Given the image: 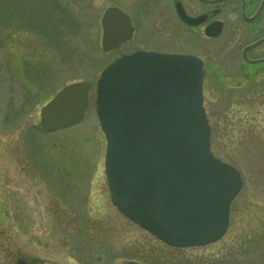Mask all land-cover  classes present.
Wrapping results in <instances>:
<instances>
[{
    "label": "rangeland",
    "instance_id": "rangeland-1",
    "mask_svg": "<svg viewBox=\"0 0 264 264\" xmlns=\"http://www.w3.org/2000/svg\"><path fill=\"white\" fill-rule=\"evenodd\" d=\"M53 1L57 11L36 12L37 30L0 17V231L58 264H124L130 258L150 264H264V84L247 82L225 96V82L212 71H222L213 64L216 53H205L210 149L240 170L243 185L231 201L220 239L204 246H168L110 201L105 139L94 110L96 81L104 65L136 46L197 54L208 46L185 42L170 21L150 15L156 0ZM111 5L134 10L137 31L106 52L100 17ZM234 18L228 16L227 28L241 27ZM52 28L57 37L49 42L43 36L53 34ZM73 80L90 83L85 114L73 125L42 132L39 108Z\"/></svg>",
    "mask_w": 264,
    "mask_h": 264
},
{
    "label": "water",
    "instance_id": "water-1",
    "mask_svg": "<svg viewBox=\"0 0 264 264\" xmlns=\"http://www.w3.org/2000/svg\"><path fill=\"white\" fill-rule=\"evenodd\" d=\"M101 26L103 50L133 29L116 6L105 8ZM89 86L86 80L63 85L41 106V125L79 121ZM95 110L106 138L110 198L121 213L172 245H202L224 234L242 177L209 148L197 58L142 50L121 55L100 72Z\"/></svg>",
    "mask_w": 264,
    "mask_h": 264
},
{
    "label": "flooded vegetation",
    "instance_id": "flooded-vegetation-1",
    "mask_svg": "<svg viewBox=\"0 0 264 264\" xmlns=\"http://www.w3.org/2000/svg\"><path fill=\"white\" fill-rule=\"evenodd\" d=\"M260 1L156 0V3H153L155 7L150 9V15L166 22L170 21L171 30L174 28L176 36L180 35L185 42L199 48L208 46L206 50L203 49L202 54L187 52L202 59L203 81L207 75L206 65L210 64V58L205 53H208L207 50L210 49L216 53L213 64L220 66L222 71L219 73L212 71L215 77L225 82L223 94L226 96L229 94V88L240 89L247 82L264 84V4L260 6ZM122 9L129 14L134 25L133 34L129 38L133 39L137 31L136 12L128 8ZM232 14L235 16L233 23L236 24L238 21L241 27L227 28L228 16ZM185 16L192 20L186 21ZM167 27L162 24L160 26L163 29ZM206 27H209V33L206 32ZM181 29L183 30L180 31ZM253 42L255 44L248 46ZM136 47H140L136 49L143 48ZM144 47L145 50L184 52ZM136 49H130L128 52ZM209 72L212 74L211 71ZM4 232L0 231V264H58L44 260L28 247L20 246L16 236L10 238L5 236ZM124 262V264H150L133 258L125 259Z\"/></svg>",
    "mask_w": 264,
    "mask_h": 264
},
{
    "label": "trees",
    "instance_id": "trees-1",
    "mask_svg": "<svg viewBox=\"0 0 264 264\" xmlns=\"http://www.w3.org/2000/svg\"><path fill=\"white\" fill-rule=\"evenodd\" d=\"M21 1L22 0H0V17H2L3 21L10 22L12 19H15L17 22H20L24 26L27 25L37 30L34 27L38 25V22L34 21V19L37 18L35 17L36 12L39 10L40 11L39 13L41 14L44 11L53 13L54 11H57V9L59 8V6L53 0H39V1L30 0L27 6H25V4H22ZM57 24H59V26L63 25L58 22ZM38 26L40 27V25ZM53 29L54 28H52L53 34L52 33L47 34L46 32L45 35L43 36L49 42H52L54 40V37H57L55 36L56 32ZM42 32H44L43 29Z\"/></svg>",
    "mask_w": 264,
    "mask_h": 264
}]
</instances>
